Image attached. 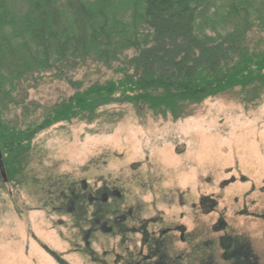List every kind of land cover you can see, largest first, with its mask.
<instances>
[{"label": "rangeland", "instance_id": "1", "mask_svg": "<svg viewBox=\"0 0 264 264\" xmlns=\"http://www.w3.org/2000/svg\"><path fill=\"white\" fill-rule=\"evenodd\" d=\"M133 53L7 83L2 116L39 124ZM240 90L176 112L110 104L35 133L0 175V264H264V88Z\"/></svg>", "mask_w": 264, "mask_h": 264}, {"label": "trees", "instance_id": "2", "mask_svg": "<svg viewBox=\"0 0 264 264\" xmlns=\"http://www.w3.org/2000/svg\"><path fill=\"white\" fill-rule=\"evenodd\" d=\"M121 77L55 104L26 129L3 118L13 84L88 59ZM233 88H264V0H0V146L4 162L53 122L131 103L156 113ZM4 157V155H3Z\"/></svg>", "mask_w": 264, "mask_h": 264}, {"label": "water", "instance_id": "3", "mask_svg": "<svg viewBox=\"0 0 264 264\" xmlns=\"http://www.w3.org/2000/svg\"><path fill=\"white\" fill-rule=\"evenodd\" d=\"M0 175H1V177H2L4 182L8 181L7 169H6V166H5V162H4L1 146H0Z\"/></svg>", "mask_w": 264, "mask_h": 264}, {"label": "flooded vegetation", "instance_id": "4", "mask_svg": "<svg viewBox=\"0 0 264 264\" xmlns=\"http://www.w3.org/2000/svg\"><path fill=\"white\" fill-rule=\"evenodd\" d=\"M228 249H229V247H226L225 250H224V255H223V256H224V260H225V261L227 260V258H226L227 255H228V256H234V255H235L233 251L229 253V252H228ZM243 263H244V262H243ZM236 264H242V263H238V260H236ZM244 264H245V263H244Z\"/></svg>", "mask_w": 264, "mask_h": 264}]
</instances>
